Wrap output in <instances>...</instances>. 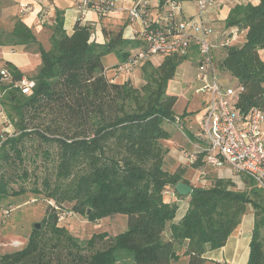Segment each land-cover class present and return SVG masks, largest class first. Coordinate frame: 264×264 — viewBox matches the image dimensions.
I'll return each instance as SVG.
<instances>
[{"label": "trees", "instance_id": "1", "mask_svg": "<svg viewBox=\"0 0 264 264\" xmlns=\"http://www.w3.org/2000/svg\"><path fill=\"white\" fill-rule=\"evenodd\" d=\"M226 22L246 38L242 45L224 46L217 68L242 87L237 107L243 114L253 108L264 112V0L236 5ZM91 36L82 20L67 34L60 18L49 50L22 21L12 32L0 33L2 44L37 47L42 63L31 94L9 89L11 84L5 88L2 104L15 132L0 144V200L27 192L22 187L31 176L26 161H34L29 141L58 149L54 159L50 151L43 154L46 172L32 189L55 205L47 207L42 227L33 229L23 248L0 254V264H205L206 253L223 248L237 232L249 204L255 227L248 264H264V191L255 183L249 191L223 178L194 187L189 208L176 223L179 204L164 200L167 188L175 190L181 182L192 186L185 167L174 173L163 168L168 153L163 141L171 138L165 125L181 119L174 111L179 97L169 85L188 55H163L157 67L144 62V84L137 87L132 80L113 81V68L103 63L109 54L123 63L137 55L127 50L130 42L123 33L106 32L103 45ZM5 69L15 82L23 78L13 64ZM205 155L197 153L192 167H206ZM71 215L91 222L125 216L127 228L115 236L95 233L82 242L59 225L61 217Z\"/></svg>", "mask_w": 264, "mask_h": 264}, {"label": "crops", "instance_id": "2", "mask_svg": "<svg viewBox=\"0 0 264 264\" xmlns=\"http://www.w3.org/2000/svg\"><path fill=\"white\" fill-rule=\"evenodd\" d=\"M89 1L96 3L98 0ZM138 1L119 0V6L129 8ZM179 1L182 3V9L177 15V19H188L198 16L200 10L197 0ZM81 2L82 0H43L42 2H35L34 0H0V33L2 31L12 32L16 23L22 21L30 27L43 49L49 50L51 47L50 40L58 18L64 21V28L69 35L73 33L77 21L82 20L85 25L91 28V41L94 43L105 44L107 42L106 32H122L123 39L130 42L127 50H130L131 54L134 55L144 48L142 23L138 20H131L125 10L116 14H103L93 8L83 9ZM249 3L255 5L259 3V0H215L214 4L202 14L201 20L211 29L212 36L210 41L213 46V52L216 55L221 52L220 48L225 46V41L232 32V29L227 27L226 22L230 11L236 5ZM148 12L153 23L166 22L164 0H150ZM245 38L246 33L244 31L236 32V36L230 44L242 45L245 42ZM1 41L2 39L0 38V69L5 68L7 63H11L22 72L23 79H35L42 67L41 56L37 49L34 46L2 44ZM222 53L224 55V49ZM260 55L264 60V50L260 51ZM108 58L110 64L106 63ZM198 59L197 47L193 46L188 54V59L178 67L176 76L169 85V92L179 97L174 111L176 116L181 119L179 122L165 125V128L171 133V138L163 141L164 147L168 150L163 168L169 173H174L179 167H185L187 169L185 178L190 181L191 185L205 188L206 186L200 181L201 176L207 173L204 169H210L217 178L233 179V181L235 180V174L228 166L220 169L207 166L201 169L192 167L195 155L202 150V143L195 136L194 129L200 128L205 109V98L196 93V89L200 85L196 80ZM220 59L221 56L217 58V62ZM162 61L163 56L159 55L150 59V62L155 67L159 66ZM103 63L105 68L110 69L123 62L119 55L109 54L103 58ZM143 65L137 66L136 71L134 70V73L132 72L131 74L114 76L113 71H111L109 76L118 83L132 80L135 86L140 87L144 84L141 69ZM133 76L137 79L135 80ZM221 79L225 85H238L237 80L227 74L224 77L221 73ZM7 85V83L0 81V118H2L4 113L1 108L3 105L2 100L6 93L5 88L9 86V89H11L12 87V85ZM193 87L194 91H192ZM190 90L193 92L191 98L188 95ZM181 101L182 104L179 105ZM203 183L205 182L203 181ZM190 199V196L185 198L178 197L175 190L170 187L165 191V202H177L179 204L175 223L179 222L186 214ZM254 227L255 210L249 204L237 232L228 239L227 244L223 248L208 251L205 255V264H248Z\"/></svg>", "mask_w": 264, "mask_h": 264}, {"label": "built area", "instance_id": "3", "mask_svg": "<svg viewBox=\"0 0 264 264\" xmlns=\"http://www.w3.org/2000/svg\"><path fill=\"white\" fill-rule=\"evenodd\" d=\"M214 2L197 0L200 10L197 17L177 19L182 3L179 0H167L165 23H153L150 20V0H139L129 8L120 7L119 0H98L96 3L82 0L81 5L83 9L93 8L103 14H116L125 10L131 20L142 23L144 48L129 62L115 67L112 70L115 75L124 72L131 74L138 65L156 55H188L190 49L197 46L199 59L196 80L200 85L196 93L205 98V109L201 126L194 129V133L202 143L201 151L206 153V166L214 169L228 166L235 173L249 177L264 191V112L253 108L243 114L237 107L242 87L225 85L221 79L210 42L211 29L201 20L202 14ZM236 32L234 30L232 36L226 39L225 45L233 42ZM0 81L11 84L24 95L31 94L36 84L34 80L23 78L15 82L5 68L0 69ZM19 208L0 204V226ZM64 219L61 217V220Z\"/></svg>", "mask_w": 264, "mask_h": 264}, {"label": "rangeland", "instance_id": "4", "mask_svg": "<svg viewBox=\"0 0 264 264\" xmlns=\"http://www.w3.org/2000/svg\"><path fill=\"white\" fill-rule=\"evenodd\" d=\"M34 48L37 49V47ZM223 49L224 47L220 48L221 52H219L218 55H216L213 52L214 60L216 63L218 57L221 56L222 58L224 56L222 53ZM106 63L110 64L109 58L108 60H106ZM141 65L142 64L138 66ZM143 67L144 65L141 67L142 79L144 80ZM136 68L134 69L135 71ZM123 74H127V73L124 72ZM222 75L225 77L226 74L222 73ZM134 79L136 80L137 78L135 77ZM192 91H194V87ZM192 91L190 90L188 92L190 98L192 97V93H193ZM4 100L5 98L2 100V102H4ZM181 104L182 101L179 103V105ZM1 110L4 113L2 118H0V131H1L0 144L4 139L7 138V136H11L15 132V128L8 116L6 107L4 105H2ZM27 145H28L27 146L28 153L32 157H34V161L33 160L26 161V167L29 170L31 176H30V180L23 182L22 187L27 192L19 196H11L5 200H0V203L4 206L11 204L13 206L20 207L18 210L13 212L7 218L6 223L0 226V254L13 252L23 248L26 245L33 229L35 228V225L39 224L40 228L42 227V223L46 217L47 207L49 205H55L54 201L45 200L43 196L35 195L34 193H32V189H34L36 186L39 185L35 182V179L37 177L42 178L46 172L45 168L43 167L44 163L46 162L44 160L43 154L45 153V151H50L53 154V159H54L58 149L54 144L42 143L40 141H29ZM204 171L207 173L201 176L200 181L202 182L203 185L209 187L212 184L213 180L216 179L217 177L210 169L208 170L204 169ZM233 173L235 174L234 175L235 180L234 181L233 179H228V180H232L235 183L237 190L249 191L250 189H252L253 186H255L254 182L249 177L243 174H237L235 172ZM206 180L208 181L206 182ZM203 181L205 183H203ZM21 185H22V181H20L18 184H15L13 186V189L15 191H18ZM63 209H64L63 211L69 210L70 204L67 203L64 204ZM59 225L67 228L68 231L72 235L80 239V241L85 242L88 241L95 233L98 232L101 233L107 231V233H109L111 236H115L120 232H124L127 228V218L125 216H116L113 218L100 220L99 222H91L85 216L71 215V216H67L64 220H62V222H60ZM15 242L19 244H14Z\"/></svg>", "mask_w": 264, "mask_h": 264}, {"label": "water", "instance_id": "5", "mask_svg": "<svg viewBox=\"0 0 264 264\" xmlns=\"http://www.w3.org/2000/svg\"><path fill=\"white\" fill-rule=\"evenodd\" d=\"M175 190H176V192H178L182 196H190L192 194V192L194 191V187L181 182V183L177 184V186L175 187ZM35 228L39 229L40 225L36 224Z\"/></svg>", "mask_w": 264, "mask_h": 264}]
</instances>
